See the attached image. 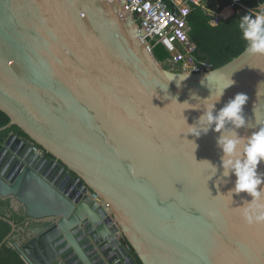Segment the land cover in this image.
Returning <instances> with one entry per match:
<instances>
[{"label":"water","instance_id":"obj_1","mask_svg":"<svg viewBox=\"0 0 264 264\" xmlns=\"http://www.w3.org/2000/svg\"><path fill=\"white\" fill-rule=\"evenodd\" d=\"M123 4L0 0V200L25 217L0 216V247L26 264H136L130 250L141 264H264V224L238 210L251 198L226 195L219 134H187L230 79L216 110L244 93L240 134L264 122V55L164 70Z\"/></svg>","mask_w":264,"mask_h":264},{"label":"clouds","instance_id":"obj_2","mask_svg":"<svg viewBox=\"0 0 264 264\" xmlns=\"http://www.w3.org/2000/svg\"><path fill=\"white\" fill-rule=\"evenodd\" d=\"M237 30L248 54L264 55V3L240 17ZM174 77L176 76H172L169 81ZM185 78L179 76L177 87H180V82ZM234 83L230 79L224 84L217 98L203 107L202 115L196 123L192 126L187 125L189 128L187 134L197 138L209 131L219 134L216 145L222 153L220 175L225 178V183L227 178L235 177L234 186L226 195L232 201L234 194L246 193L251 198L250 201L244 200L243 205L238 207L244 222L247 225L264 224V172L258 171V166L264 165V122L249 134H240L239 130L248 125L244 115L248 96L244 93H237L222 108L216 110V104L220 102L224 91ZM183 104L189 105L187 102ZM204 162L210 170L209 179L216 176L217 166L208 161Z\"/></svg>","mask_w":264,"mask_h":264},{"label":"trees","instance_id":"obj_3","mask_svg":"<svg viewBox=\"0 0 264 264\" xmlns=\"http://www.w3.org/2000/svg\"><path fill=\"white\" fill-rule=\"evenodd\" d=\"M217 2V14L222 18L217 23L199 8L192 10L187 19L189 38L196 46L195 55L199 60L208 62L211 70L225 65L246 49L237 30V22L249 10L256 9L259 4L264 3V0H242L244 9L231 7L228 0H217ZM152 55L164 70L179 72V69L169 62L170 56L162 46L156 45L153 47ZM8 122V117L0 111V128L6 126ZM13 130L22 135L16 128H13ZM7 133L8 131L0 132V140ZM46 157L48 158L49 156ZM0 216L8 218L17 227L22 226L25 220L24 214L21 211L17 212L11 209L8 200H0ZM10 232V226L0 220V243ZM12 237H15V235L13 234ZM124 244L126 243L124 242ZM129 253L136 264H141L131 250ZM0 264L26 263L9 244V241H6L0 247Z\"/></svg>","mask_w":264,"mask_h":264},{"label":"built area","instance_id":"obj_4","mask_svg":"<svg viewBox=\"0 0 264 264\" xmlns=\"http://www.w3.org/2000/svg\"><path fill=\"white\" fill-rule=\"evenodd\" d=\"M228 2L233 8L244 9L242 0ZM209 7H212L211 11ZM195 8L212 17L216 23L222 19L217 14V0H124L123 4V12L137 20L138 32L143 33L140 41L148 42L147 50L152 53L153 47L162 46L171 62L182 72L190 74L211 70L208 62L196 57V46L189 38L187 19ZM91 199L100 203L95 194H91Z\"/></svg>","mask_w":264,"mask_h":264},{"label":"crops","instance_id":"obj_5","mask_svg":"<svg viewBox=\"0 0 264 264\" xmlns=\"http://www.w3.org/2000/svg\"><path fill=\"white\" fill-rule=\"evenodd\" d=\"M20 209H21V208H20L19 206H15V207H14V210L17 211V212L20 211Z\"/></svg>","mask_w":264,"mask_h":264},{"label":"rangeland","instance_id":"obj_6","mask_svg":"<svg viewBox=\"0 0 264 264\" xmlns=\"http://www.w3.org/2000/svg\"><path fill=\"white\" fill-rule=\"evenodd\" d=\"M212 10V7H209V11H211ZM175 66V65H174ZM177 67V66H176Z\"/></svg>","mask_w":264,"mask_h":264}]
</instances>
